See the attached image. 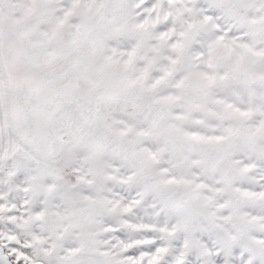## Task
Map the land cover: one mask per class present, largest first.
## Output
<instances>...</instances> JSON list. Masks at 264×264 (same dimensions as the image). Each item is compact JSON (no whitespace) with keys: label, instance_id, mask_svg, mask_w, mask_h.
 <instances>
[{"label":"snow or ice","instance_id":"snow-or-ice-1","mask_svg":"<svg viewBox=\"0 0 264 264\" xmlns=\"http://www.w3.org/2000/svg\"><path fill=\"white\" fill-rule=\"evenodd\" d=\"M0 264H264V0H0Z\"/></svg>","mask_w":264,"mask_h":264}]
</instances>
